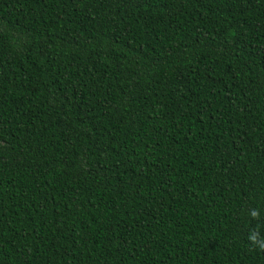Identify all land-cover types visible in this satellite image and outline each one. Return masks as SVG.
<instances>
[{"label": "trees", "instance_id": "16d2710c", "mask_svg": "<svg viewBox=\"0 0 264 264\" xmlns=\"http://www.w3.org/2000/svg\"><path fill=\"white\" fill-rule=\"evenodd\" d=\"M261 245L264 0H0V264Z\"/></svg>", "mask_w": 264, "mask_h": 264}, {"label": "clouds", "instance_id": "9594fccd", "mask_svg": "<svg viewBox=\"0 0 264 264\" xmlns=\"http://www.w3.org/2000/svg\"><path fill=\"white\" fill-rule=\"evenodd\" d=\"M252 214H253V216H258V215H259V210H258V209L254 210ZM249 239H250V241H252L253 245L256 246V235H251V236L249 237ZM256 247H257V246H256ZM258 248H259L260 250H264V245H261V246H259Z\"/></svg>", "mask_w": 264, "mask_h": 264}]
</instances>
